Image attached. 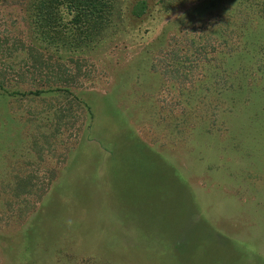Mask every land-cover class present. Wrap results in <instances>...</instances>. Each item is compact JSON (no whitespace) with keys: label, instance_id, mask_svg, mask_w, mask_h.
<instances>
[{"label":"rangeland","instance_id":"obj_1","mask_svg":"<svg viewBox=\"0 0 264 264\" xmlns=\"http://www.w3.org/2000/svg\"><path fill=\"white\" fill-rule=\"evenodd\" d=\"M43 1L0 0V264H264V0Z\"/></svg>","mask_w":264,"mask_h":264},{"label":"trees","instance_id":"obj_2","mask_svg":"<svg viewBox=\"0 0 264 264\" xmlns=\"http://www.w3.org/2000/svg\"><path fill=\"white\" fill-rule=\"evenodd\" d=\"M106 1L107 0H50L48 7H44V13L49 16L48 21H51L57 10L55 7L62 4L67 10L68 17L66 20L63 18L56 20L55 24L57 23L58 25L59 23L67 27L71 33L78 35L82 41L88 42L89 39H94V37L98 36L100 31H102L109 22L107 18L109 12L113 8V4L111 1ZM42 2L44 1L42 0Z\"/></svg>","mask_w":264,"mask_h":264}]
</instances>
